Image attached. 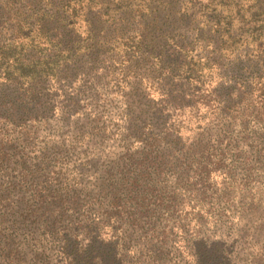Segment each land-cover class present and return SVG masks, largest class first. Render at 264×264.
Returning a JSON list of instances; mask_svg holds the SVG:
<instances>
[{"label": "rangeland", "instance_id": "1", "mask_svg": "<svg viewBox=\"0 0 264 264\" xmlns=\"http://www.w3.org/2000/svg\"><path fill=\"white\" fill-rule=\"evenodd\" d=\"M123 43L51 69L32 149L63 152L66 176L95 198L81 217L123 264H264V69H230L194 43L167 74ZM103 189L119 206L98 207Z\"/></svg>", "mask_w": 264, "mask_h": 264}, {"label": "trees", "instance_id": "2", "mask_svg": "<svg viewBox=\"0 0 264 264\" xmlns=\"http://www.w3.org/2000/svg\"><path fill=\"white\" fill-rule=\"evenodd\" d=\"M33 34L42 43H26ZM123 41L157 57L167 74L194 43L232 57L230 69L259 72L264 0H0V264L124 263L116 241L101 240L81 217L95 198L66 176L61 150L32 149L31 126L43 83L63 57ZM103 190L98 207L119 206L118 191L108 198Z\"/></svg>", "mask_w": 264, "mask_h": 264}]
</instances>
